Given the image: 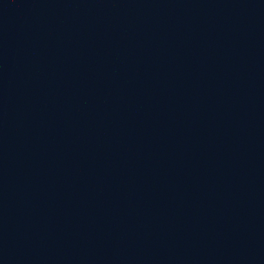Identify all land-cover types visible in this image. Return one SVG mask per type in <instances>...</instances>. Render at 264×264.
<instances>
[{
  "label": "water",
  "instance_id": "water-1",
  "mask_svg": "<svg viewBox=\"0 0 264 264\" xmlns=\"http://www.w3.org/2000/svg\"><path fill=\"white\" fill-rule=\"evenodd\" d=\"M0 264H264V0H0Z\"/></svg>",
  "mask_w": 264,
  "mask_h": 264
}]
</instances>
